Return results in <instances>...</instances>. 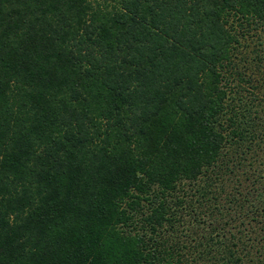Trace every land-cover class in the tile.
<instances>
[{
    "label": "trees",
    "instance_id": "1",
    "mask_svg": "<svg viewBox=\"0 0 264 264\" xmlns=\"http://www.w3.org/2000/svg\"><path fill=\"white\" fill-rule=\"evenodd\" d=\"M263 26L264 0H0V264H187L165 200L152 237L133 216L253 137L232 60ZM209 241L191 262L264 264Z\"/></svg>",
    "mask_w": 264,
    "mask_h": 264
},
{
    "label": "rangeland",
    "instance_id": "2",
    "mask_svg": "<svg viewBox=\"0 0 264 264\" xmlns=\"http://www.w3.org/2000/svg\"><path fill=\"white\" fill-rule=\"evenodd\" d=\"M251 35L254 36L241 41L233 57L235 75L230 85L234 93L241 91L247 101L252 95L258 99L264 96V26L258 29V35ZM238 77L250 79L253 86L239 81ZM249 112L248 118H255L253 137L238 141L227 135L216 161L196 181L177 184L174 195L165 197L152 190L151 202L141 203L133 216V231L152 237L147 217L159 201L165 200L174 219L172 228L165 226L163 234L166 238H177L187 264H201L190 260L201 250L198 246L204 241L210 243L209 239L227 242L232 250L245 246L253 261L261 255L264 251V104L260 106L255 101ZM194 246L197 247L193 251ZM241 264H249L248 257Z\"/></svg>",
    "mask_w": 264,
    "mask_h": 264
}]
</instances>
